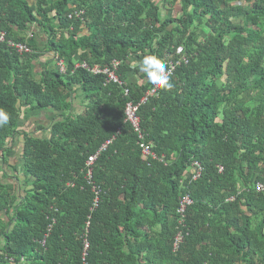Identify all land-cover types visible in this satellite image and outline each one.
<instances>
[{
	"label": "trees",
	"instance_id": "1",
	"mask_svg": "<svg viewBox=\"0 0 264 264\" xmlns=\"http://www.w3.org/2000/svg\"><path fill=\"white\" fill-rule=\"evenodd\" d=\"M32 26L64 72L33 76ZM1 32L32 51L0 43V151L23 107L60 115L23 137L24 196L0 179V264H264V0H0ZM146 55L174 64L173 88L140 103ZM114 61L122 85L76 67Z\"/></svg>",
	"mask_w": 264,
	"mask_h": 264
},
{
	"label": "crops",
	"instance_id": "2",
	"mask_svg": "<svg viewBox=\"0 0 264 264\" xmlns=\"http://www.w3.org/2000/svg\"><path fill=\"white\" fill-rule=\"evenodd\" d=\"M18 35L27 37V40L33 39V43L38 49L37 56L31 61L33 76L40 79L46 69H50L51 65H56L52 59L54 55L50 52H44L46 46V37L36 26H32L25 33L18 32ZM33 37H32V36ZM139 84L142 83V79H138L137 76L131 79ZM71 107L69 114L78 115L83 111L85 100L82 92L76 89V93L70 101ZM22 114L20 118V126L17 129V133L6 141L5 151H0V179L5 185H8L14 189L18 199L24 196L25 190L28 188V177L22 171V158L21 151L24 143V135H32L38 137H46L49 134L48 126L57 118L60 114L54 113L51 110L47 111H28L26 107L21 109ZM45 127L43 131H39L38 127ZM5 213L1 214L2 220L7 224L9 219L5 218ZM12 216V212L10 214ZM4 245V241L0 239V248Z\"/></svg>",
	"mask_w": 264,
	"mask_h": 264
},
{
	"label": "built area",
	"instance_id": "3",
	"mask_svg": "<svg viewBox=\"0 0 264 264\" xmlns=\"http://www.w3.org/2000/svg\"><path fill=\"white\" fill-rule=\"evenodd\" d=\"M81 14L82 13L80 11H76L74 13V15L77 17H80ZM0 43L6 44L8 49H11L12 51L14 50L19 55L20 54H27V53H30L32 51L31 48L25 43L16 42L13 40L6 39L5 33H3V32L0 33ZM119 64H120V62L114 61L109 67L101 68L98 66L89 67L85 62H80L76 65V67L86 68L87 70H89L95 74H103L105 76V83L122 85L123 84L122 81L116 75V70L118 69ZM57 69L60 72L65 71V65L62 61L57 62ZM173 69H174V64L170 63L169 64V75L172 73ZM157 90H158L157 86H154L152 89H150L146 93V95L142 98L140 103H144L145 101H147L148 97L155 95ZM124 94H125V96L129 95V89L128 88H124ZM139 105L140 104H135L133 101H128L126 103V105H125V121H127L129 124H131L134 131L137 132L139 139L142 140L143 134H142L141 128H140V118L137 114L138 109H139ZM109 143L110 142H107V144H109ZM105 147L106 146L102 147V149H104ZM142 147H143V153L145 155L150 154V150L148 147H146L144 145H142ZM98 154L99 153H96L95 155H93L89 158V161H88L89 165H91L97 159ZM193 169H194V172L192 174V180H196L197 178L200 177L202 169H201V166L198 162L193 163ZM88 177L90 178V175H88ZM257 187L259 190H263L262 185H258ZM95 201L97 202V199ZM192 203H193V201L189 197V195L188 194L185 195L180 200L178 213L180 215H184L187 207H189ZM182 239H183V237H182L181 233H179L175 238V243H174L175 248H177L179 246ZM86 247H87V245H86Z\"/></svg>",
	"mask_w": 264,
	"mask_h": 264
},
{
	"label": "clouds",
	"instance_id": "4",
	"mask_svg": "<svg viewBox=\"0 0 264 264\" xmlns=\"http://www.w3.org/2000/svg\"><path fill=\"white\" fill-rule=\"evenodd\" d=\"M140 70L146 74L151 84L163 90H171L173 83L169 75L168 65L165 60L155 56L146 55L140 61ZM9 115L3 109H0V127L8 124Z\"/></svg>",
	"mask_w": 264,
	"mask_h": 264
},
{
	"label": "rangeland",
	"instance_id": "5",
	"mask_svg": "<svg viewBox=\"0 0 264 264\" xmlns=\"http://www.w3.org/2000/svg\"><path fill=\"white\" fill-rule=\"evenodd\" d=\"M53 68H55L56 69V65H51V68L50 69H53Z\"/></svg>",
	"mask_w": 264,
	"mask_h": 264
}]
</instances>
